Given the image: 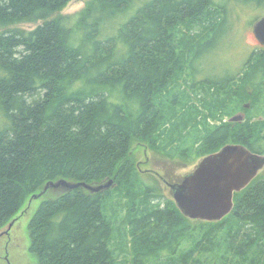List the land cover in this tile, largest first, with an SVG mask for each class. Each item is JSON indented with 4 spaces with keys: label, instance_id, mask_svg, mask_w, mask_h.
<instances>
[{
    "label": "trees",
    "instance_id": "1",
    "mask_svg": "<svg viewBox=\"0 0 264 264\" xmlns=\"http://www.w3.org/2000/svg\"><path fill=\"white\" fill-rule=\"evenodd\" d=\"M70 1L0 0V231L50 182L113 179L103 193L39 197L28 226L38 264H232V253L264 252V175L224 220L194 226L141 183L132 154L141 141L174 156L195 132L201 157L227 144L264 155V120L245 107L264 81V51L233 77L198 79L200 50L225 21L214 0H90L50 19Z\"/></svg>",
    "mask_w": 264,
    "mask_h": 264
},
{
    "label": "rangeland",
    "instance_id": "2",
    "mask_svg": "<svg viewBox=\"0 0 264 264\" xmlns=\"http://www.w3.org/2000/svg\"><path fill=\"white\" fill-rule=\"evenodd\" d=\"M89 1L71 0L63 10L54 14L50 19L60 16H76L86 8ZM138 2L134 7L139 6ZM214 2L224 7L222 9L225 12V21L220 29L219 38L200 50L197 66L195 65L193 70L199 75L198 79L233 77L259 49V43L253 33V26L257 19L264 16V6H259L256 3L247 4L244 0H214ZM134 15L135 13L121 17L117 22L125 23ZM40 24L42 22L26 23L18 25V27L33 30ZM254 83L259 92L256 93L255 100L246 102V105L251 106L247 109L250 112L248 117H251L252 121H259L264 120V81L259 78ZM254 92L251 90V94ZM243 114L246 116L245 112ZM227 120L229 119L227 118ZM183 139L184 141H182ZM183 139L179 138L173 143L174 156L168 154L170 150H154L145 142L136 141L132 145L133 159L139 169L141 183L155 186L157 192L169 200H173V193L158 175L163 178L168 177L171 183H180L186 175L196 169L204 158L199 156L200 148L195 132H190ZM259 175H264V169ZM40 203L39 198L29 199L19 214V218L15 219L13 226L9 228V225L0 231V264H38L37 257L29 251L31 239L28 226ZM202 223L197 220L191 222L194 226H201ZM223 236H225L223 239H226V233ZM230 257L232 264H264V252L256 245L243 254L232 253Z\"/></svg>",
    "mask_w": 264,
    "mask_h": 264
},
{
    "label": "water",
    "instance_id": "3",
    "mask_svg": "<svg viewBox=\"0 0 264 264\" xmlns=\"http://www.w3.org/2000/svg\"><path fill=\"white\" fill-rule=\"evenodd\" d=\"M254 34L264 46V17L254 25ZM246 107L249 108V105ZM245 118L243 113H239L230 121L242 123ZM263 169L264 155L254 153L243 145L227 144L218 152L204 157L196 169L180 183H169L157 175L171 189L173 200L185 217L190 220L220 222L232 213L235 194L248 188ZM114 185L113 179L96 185L60 180L48 183L33 199L43 196L50 188L67 192L84 188L91 193H103Z\"/></svg>",
    "mask_w": 264,
    "mask_h": 264
},
{
    "label": "flooded vegetation",
    "instance_id": "4",
    "mask_svg": "<svg viewBox=\"0 0 264 264\" xmlns=\"http://www.w3.org/2000/svg\"><path fill=\"white\" fill-rule=\"evenodd\" d=\"M264 17V16H263ZM262 18V17H261ZM260 19V18H259ZM259 19H257V21L259 20ZM256 21V22H257ZM256 22H255V24H256ZM254 24V25H255ZM253 33H254V26H253ZM254 36H255V34H254ZM255 38H256V36H255ZM256 40L258 41V39L256 38ZM258 43H259V49L257 50V51H255V52H260V51H264V46L258 41ZM247 106V105H246ZM245 106V107H246ZM251 106H249V108H250ZM247 108V107H246ZM249 108H247V109H249ZM164 179V178H163ZM6 260H8L7 259V257H6ZM9 263V262H8ZM10 264V263H9Z\"/></svg>",
    "mask_w": 264,
    "mask_h": 264
}]
</instances>
